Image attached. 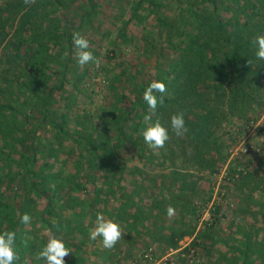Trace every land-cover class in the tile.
Instances as JSON below:
<instances>
[{
	"label": "trees",
	"instance_id": "16d2710c",
	"mask_svg": "<svg viewBox=\"0 0 264 264\" xmlns=\"http://www.w3.org/2000/svg\"><path fill=\"white\" fill-rule=\"evenodd\" d=\"M102 2L0 0V60L10 66L0 73V232H16V264H42L36 255L51 236L62 237L70 249L66 264H123L156 245L179 249L196 232L199 208L212 199L199 182L227 164L228 149L243 138L245 125L264 124V61H256L252 43L264 35V0L108 3L120 16L128 10V18L116 40H104L106 63L98 70L106 106L94 115L73 114L76 103L68 102V111L55 115L56 94L66 86L87 97L66 75L73 35L86 38L85 25ZM42 7L59 9L66 19L57 26L32 21ZM129 48L136 63L123 58ZM14 69L18 73L10 75ZM53 75L60 79L52 82ZM157 80L166 92L152 121L167 127L171 115L182 112L188 131L177 137L170 130L165 146L152 150L141 135L150 115L143 92ZM250 158L231 163L229 187L246 190L250 198L264 196V174H258L264 159L261 164ZM135 160L143 167H129ZM253 164L257 169L249 171ZM254 202L262 212L264 201ZM168 206L176 210L171 217ZM210 212L224 218L220 206ZM25 214L27 224L21 223ZM98 214L120 225L122 237L111 249L99 237L89 239ZM249 232L241 233L240 256L223 264H264V241ZM202 237L210 240L203 231Z\"/></svg>",
	"mask_w": 264,
	"mask_h": 264
},
{
	"label": "rangeland",
	"instance_id": "374dc122",
	"mask_svg": "<svg viewBox=\"0 0 264 264\" xmlns=\"http://www.w3.org/2000/svg\"><path fill=\"white\" fill-rule=\"evenodd\" d=\"M110 2L115 3L114 0H103V7H101V10L96 9L93 16L89 18V24L85 25L82 32L86 39L89 40V50L93 52V55L96 57L98 53H101L102 56L96 60L95 63L89 62L87 65L80 66L77 63L75 50L70 61V72L66 75V79L76 83L80 92L84 91L87 97L83 98L78 92L76 93V91L70 90V86H66L62 93L57 92L56 94L58 102H55L53 106L55 115H59L62 110L66 111L67 105H69L68 102L76 103V107L71 111L73 114L86 111L94 115L97 110L106 106L104 74L101 70H98L106 63L103 59V55L107 47V42H104V40L106 37L109 41L116 40L121 22L128 18V10L124 12L123 16H120L121 13H118L117 7H107ZM74 6L73 9L78 8L76 7L77 4ZM168 9L170 13L172 9L174 11V8ZM35 15L32 21L41 23L43 26L48 25V23L50 24V20H53V24L57 26V23H63L66 19L59 9L55 10L53 7H42L41 11H38V14L35 13ZM142 36L143 34L139 32L135 34V37L138 39ZM1 54L2 52H0V56ZM123 58L130 64H132V62L136 63V58H134V54L130 51V48L126 50V55ZM107 66L110 69H116V65L113 62H109ZM7 67L10 68V66L6 64V61L4 59L0 60V73H3ZM150 67L152 69L153 62L145 68V73H150ZM262 67H264V64H262ZM52 69V71H57L56 67ZM85 72H87L86 76L80 80ZM90 72L92 73L91 75L89 74ZM13 73H18V70L14 69V72L9 74L11 75ZM59 79L58 75H53L51 81H58ZM71 112L69 113L70 116ZM97 123L96 120V124ZM245 127L243 138L236 141L235 147L230 146L228 149L230 156L227 164L220 166L218 173L214 174L212 177L209 178L205 176L207 178L200 181L198 184L205 195L209 193V191H212V199L206 207H200L201 210L199 208L200 218L197 223L195 222L196 232L194 236L184 237L179 242V249L177 250H161L162 247L156 245L153 246L151 250H147L144 256H142L143 254H137L136 259L127 257L126 262L123 264H223L224 261L227 262L232 257L240 256V254L238 255L236 252L242 250L240 245L243 241V236L241 235L243 231H250L251 237L258 243L264 241V220H262L264 210L261 212L254 202V200L259 202L260 200L264 201V196L257 193L250 198L246 190L241 191L229 187L228 171L232 165L231 163L236 162L235 160L240 159L241 156L246 154L247 158L251 157L252 160L258 159V161L263 164L264 124L262 120H260L252 125L250 129L247 128V125H245L244 128ZM233 135L237 136L236 139L240 137L237 131H235ZM247 162V159L241 161L238 169L241 171V169H243L242 166L247 165ZM235 164L236 163L232 166L234 167ZM130 166L135 168L143 167L142 162L138 160L130 163L129 167ZM255 169H257V167L254 164L248 166L249 171ZM258 174H264V165L261 166ZM218 206L223 209L224 218H221L219 215L217 220L216 218H212L213 216L210 211ZM202 231L205 232L210 240H202L203 237L198 238V233ZM208 249L211 250V254L208 252ZM131 251H133L131 255H135L137 252L136 249L135 251ZM217 255L224 256L225 260L221 259V262L217 263Z\"/></svg>",
	"mask_w": 264,
	"mask_h": 264
},
{
	"label": "clouds",
	"instance_id": "9594fccd",
	"mask_svg": "<svg viewBox=\"0 0 264 264\" xmlns=\"http://www.w3.org/2000/svg\"><path fill=\"white\" fill-rule=\"evenodd\" d=\"M252 43L255 47L256 61H264V35H257ZM73 44L77 63L80 66L96 62V57L89 50V40L76 33L73 35ZM165 92V83L158 80L151 82L143 92V101L146 103L150 115L147 117L148 123L141 135L144 144L152 150H158L165 146L170 139V130L177 137H182L188 131L182 112L171 115L167 127L159 119L152 121V116L157 114L158 107L164 103ZM175 211L174 207L168 206L166 214L171 217ZM30 219V216L25 214L21 217V223L27 224ZM16 235L15 231L0 232V264H16L18 259ZM98 237L104 248H113L122 237L120 225L113 220H106L102 214H98L94 227L90 229L89 239L96 240ZM70 253L71 251L62 237L51 236L38 251L36 259L42 264H66L64 258Z\"/></svg>",
	"mask_w": 264,
	"mask_h": 264
}]
</instances>
